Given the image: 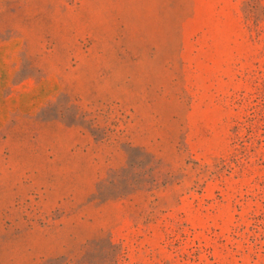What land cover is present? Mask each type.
<instances>
[{
  "label": "rangeland",
  "instance_id": "obj_1",
  "mask_svg": "<svg viewBox=\"0 0 264 264\" xmlns=\"http://www.w3.org/2000/svg\"><path fill=\"white\" fill-rule=\"evenodd\" d=\"M0 264H264V0H0Z\"/></svg>",
  "mask_w": 264,
  "mask_h": 264
}]
</instances>
